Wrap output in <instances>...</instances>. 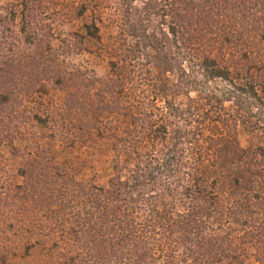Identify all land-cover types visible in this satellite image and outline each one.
<instances>
[{"label": "trees", "instance_id": "1", "mask_svg": "<svg viewBox=\"0 0 264 264\" xmlns=\"http://www.w3.org/2000/svg\"><path fill=\"white\" fill-rule=\"evenodd\" d=\"M101 1L57 49L56 0H0V253L40 234L72 245L67 264H264V0L118 2L109 71L88 83L117 122L105 184L17 145L50 123L27 100L84 75L65 59L103 41Z\"/></svg>", "mask_w": 264, "mask_h": 264}, {"label": "rangeland", "instance_id": "2", "mask_svg": "<svg viewBox=\"0 0 264 264\" xmlns=\"http://www.w3.org/2000/svg\"><path fill=\"white\" fill-rule=\"evenodd\" d=\"M119 1L121 0L100 2L101 5H110L102 12L107 21L102 26L103 41L100 43L95 40H86L85 45L89 49L87 52L65 59V66L70 71L80 69L84 75L75 79L67 76L68 81L62 87L55 89L50 87L47 93L27 100L28 111L50 119L49 126L41 129L33 121L29 123L28 139L17 141V145L24 150L33 146L35 138L42 143H49V146L56 151L55 154L59 157L64 169L79 180L93 184H105L108 181L110 175L108 159L111 156L117 122L111 116L103 114L96 91L94 92L88 85L89 75L92 77L96 73L98 76H103L109 71L111 59L109 56L113 51L112 47L108 49L107 46L110 43L109 34L113 30H111L113 23L110 19L120 14ZM82 5L83 0H56L57 21L54 23L56 37L54 46L57 49H60L62 39L72 32L83 33L86 26L94 21L97 14L84 13ZM134 5L133 16L138 18L141 7L139 3ZM102 52L107 58L101 56ZM76 93L87 104L85 106L90 108L88 115H85L81 109H69L67 98ZM88 123L90 124L87 126ZM2 150L8 159H12L13 148L10 145L6 144ZM15 243L17 247L14 249L17 253L8 260L3 257L4 254L0 253V264H67L68 254L73 249L70 243L59 246L54 240L42 237L40 234L21 236L15 239ZM256 253L257 250L252 251L253 255L249 257L246 264H260Z\"/></svg>", "mask_w": 264, "mask_h": 264}]
</instances>
